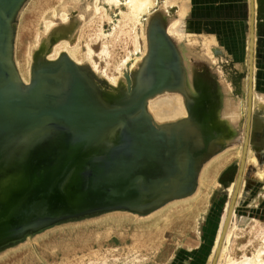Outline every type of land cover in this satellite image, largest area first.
<instances>
[{"label": "water", "instance_id": "water-1", "mask_svg": "<svg viewBox=\"0 0 264 264\" xmlns=\"http://www.w3.org/2000/svg\"><path fill=\"white\" fill-rule=\"evenodd\" d=\"M26 1L0 0V254L61 224L114 211L155 209L193 194L203 166L226 148L224 143L217 144L214 119L219 83L207 64L203 65L206 74L200 77L199 71L191 77L196 97L185 99L188 116L163 124L154 121L148 103L165 92L183 95L184 74L172 56L175 50L162 44V37H152L150 31L147 58L141 66L144 75L134 85L130 74L138 68L126 72L125 83L119 82L123 99L106 107L85 86L79 70L89 69L94 80L106 88L109 84L88 65H76L66 54L34 64L37 70L26 86L14 59L17 17ZM154 15L167 17L159 11ZM254 15L250 0L246 135L235 189L211 264L218 262L246 161L253 101ZM163 27L162 36L172 41ZM58 76L66 78L67 85L53 91V78ZM28 144L22 158L9 157ZM98 145L106 152L99 154ZM80 160H85L82 168ZM23 161L26 178L6 198L2 180L9 179L8 189L14 187L21 177L16 167ZM77 172L81 177L74 188L79 198L70 203L63 186Z\"/></svg>", "mask_w": 264, "mask_h": 264}, {"label": "rangeland", "instance_id": "rangeland-1", "mask_svg": "<svg viewBox=\"0 0 264 264\" xmlns=\"http://www.w3.org/2000/svg\"><path fill=\"white\" fill-rule=\"evenodd\" d=\"M64 1L65 0H27L26 1V3L22 7L17 17L14 59H16V53L21 43H24L26 48L30 49L29 52L31 53V55L32 54H34L35 56L38 55V52L40 50V46L38 45H42L40 44L41 43L40 41L44 39L42 37L47 38L49 36L47 34H52V32H54V30L57 29L58 27L62 28L63 23L64 25H66V23L62 21V17H61V14L63 12L60 11V7ZM87 1L88 0H85V2H83V8L84 9L86 8L85 10L87 13L86 12L84 13L81 10H79L80 12H74V10L77 11L78 9L77 6L74 7L75 9L72 8L73 6H70L71 8L69 9L70 11L65 12V15L67 14L69 17V20L75 19V17L77 19L80 17L81 14L83 16L84 24H82V27H80V31L82 32L80 31L78 32L79 38L75 46L76 48L75 50L79 52V54H77V59L79 57L78 62L80 65L82 64V65L90 66L89 68L91 71H92L91 64L94 62L97 65L98 72L97 73L93 71L92 72L98 78L103 79L106 82L107 80L104 79L102 76L105 74V72H107V74L110 75V77L112 76V77L118 78V83L116 87H111L109 85L110 87L106 88V86H104L101 83H98L97 80H94V78L90 75L89 69L82 70L83 73L85 71L88 77H91L94 86L98 87L97 89L101 93L100 94L101 99H103L105 102H108V101L110 102L112 100H115L116 97H118L121 100L123 99L121 98L123 95H122V92L120 91L121 84H119V82H122V84L125 83L124 74L126 72L134 71L138 68L137 71L133 75L130 74L131 83L135 85L138 81V76H140L141 71L144 69V67H141V66H143L144 60L147 58L149 49H147V40H146L147 34L143 32V28H146L148 25V22H147L148 17L153 18L154 16L155 21L158 19L160 22H163L164 23L163 25H165V28H167V25H168L167 20L170 19L169 17L171 13L170 9L176 8V11H177V6L174 4L175 6L173 5L172 7L168 9V11H166L165 10L166 8L164 9V7L162 6L165 0H159L158 1L159 5H156L153 8H151L149 13L148 11L144 13L141 19L142 25L137 27V35H138V42H139L138 44L140 45L139 46L140 50L139 52L138 51L136 52L133 49L134 46H133L132 41H130V38L124 35L119 36V34H117L118 31L113 29L115 27H117L116 29H118V26L116 25H118L119 23H123V19L122 20L120 19H121V12L127 11L125 7L122 8V11H120L121 9H119L120 6H115L114 10H111V8L109 7L107 3L99 2L98 3L99 6L105 9V12H104L105 17L103 19H99L96 16L98 13H95V5H96L95 0H90L88 1L89 3ZM38 3L40 4V6ZM41 3L44 5H42ZM78 4L79 5L82 4V1L81 3H78ZM41 5L43 6V8ZM34 7L36 10L34 9ZM158 11L164 13V15L167 16V18L161 17L160 15H159V18H156L154 14ZM106 12L110 14L109 18L106 17ZM175 12L171 14H175ZM110 17L112 18L110 19ZM48 20L52 21L53 26L51 28L52 30H49V32H46L47 27L45 23ZM184 23H185V26L182 29L185 31V33L184 32L183 33L184 34L189 33L190 37L189 36L186 37V35H184L182 38H179V39L178 38L174 39L175 38L174 37L173 40L178 44H180L181 41H183L181 43L183 45L188 44V41L190 42V41L196 40V38L198 41H200L201 37H198L197 34H192L190 32V29H189L190 27H188L190 26L189 16L186 17V19L184 20ZM113 24L115 25L113 26ZM119 25H122V24H119ZM96 26H99L98 29H101L103 33L102 31L101 33L100 31H93L92 28ZM140 28L142 29V31ZM101 34L103 37L101 36ZM103 34H107L108 36L105 37ZM142 35L143 37H141ZM39 37L42 39H40ZM125 37L127 38L126 40H125ZM145 42H146V46H145ZM88 45H89V48L91 47V50H93L92 51L93 54L90 53V51L88 50L89 49ZM104 47H107V52L104 51L103 49ZM174 47L176 49V52L178 53V58H179V56H181L182 54V51L179 48V46L178 47L175 46V43H174ZM214 48L215 47H213L209 51L210 53L206 54V52L203 51V48L200 44H197V46L194 47V50H196L195 52L196 53L198 52V53L195 54L194 57H191L192 59L191 62L193 64V72L197 73L201 71V73L199 72L200 73L199 76L202 77V73L206 74V71L203 69V65L207 64L209 73L213 75L216 82L219 83V85L217 86V91L215 92V95L218 100V104H219L218 108H219L220 113L216 114L217 116L214 119V126L221 125L222 127H225L226 129L230 128L231 130L235 132L234 133L235 139L227 143L225 149L226 151L228 149L229 150L235 149V152H236L235 154H238L239 147H240L239 143L241 141L240 137H241L242 131L245 130L244 127L246 125V123L244 122V114H243L244 109L243 108L245 107V101H246L247 68L246 67H242L241 69L230 68L229 66L230 64L226 63L223 60V58H220L222 56H218ZM53 51L54 50L50 51L51 54L47 55V53L49 52L48 51L46 52L45 55L50 57L54 53ZM87 52H89V56H91L90 58ZM209 55H211L212 57ZM47 56H44L43 58L45 57L48 58ZM128 57L130 58L131 62H129V64L125 67L124 63L122 62H124V60L127 59ZM134 58L136 60L138 59V61L135 62V65L132 67V61L134 60ZM91 59L93 60V62ZM210 59L211 61H209ZM213 59L215 60L213 61ZM179 61H181L180 68L183 71L182 57L179 58ZM137 65L140 66V68ZM116 66H119V67H116ZM121 70H123V74L120 73ZM203 77L205 76L203 75ZM256 92L258 94V97L264 101V70L262 71V74L260 75L259 83L256 86ZM165 93L157 95V96L160 97L161 95H165ZM168 93L170 92H167L166 94ZM172 94H176V93H172ZM157 96L150 99L148 103V110L150 114L152 115L155 122H156V119L154 118L153 112L150 109V104L152 103V101H156V99L158 98ZM258 104L260 106H256L255 109H251L252 126H251V134H250L251 138L249 141L251 156L248 159L249 161L246 167V173H245L246 181L244 180V187H243L244 189L242 190L243 192H242V195L240 196L238 207H237V210H236V213L233 219V223H232V227L235 226L231 228V238H232L231 242L232 243L230 242L231 247L229 248V252L226 253V255L222 258L223 260H221L220 264H228V261H229V264L230 262L231 264H235V262L236 264L237 262H239V264L240 263L242 264L244 262L243 261L244 259L245 260H248L247 258L251 259L253 257V254L256 253L257 251L255 250L256 248L251 246L248 242L251 236L249 235V233L247 234L245 232V230L243 229L244 226L241 227L244 221H248V223H254L258 226L257 236H259L260 233L263 234L262 232H264V176H263L264 175L263 173L264 171V102L263 104L261 103L262 105L260 103ZM231 114L234 115V117L237 115L238 116L236 118L232 117L233 118V121H232V119H230ZM187 116L188 114H186V117ZM222 116L224 118L226 116L227 120H224ZM186 117H183V118H186ZM183 118H180V119H183ZM165 123H168V122H165ZM230 124H234V125H230ZM238 159H239L238 155L236 156L234 155L233 160L226 166L227 168L225 167L226 169L223 168L222 170L219 171L215 179L216 181L215 184L210 188V191L208 194V202L201 208L200 213L196 215V219L193 222L191 221L186 231H184V229H180L181 226L178 227L177 229H176L177 226L172 227V225H170V222L168 221L169 219L167 221L165 220L166 217H163L159 222L154 223L153 219L154 217H156V215L147 217L146 219L144 218L137 219L131 214L121 213V212H116V213L111 212L107 214H102L101 217L95 216L92 218H87V219L76 221V222L61 224V225H58L59 227L55 226L40 234H37L31 239H28L29 241L26 240L20 245L14 248H10L9 250L5 251L6 253L5 252L1 253L0 256L2 257H0V264H42V263L44 264V262L45 264H47L48 262H49L48 264H55V263L56 264H62V263L66 264L67 262H70L67 264H74V262H76L77 264L79 263L80 264H84V263L85 264H88V263L89 264H103V263L105 264H108V263L109 264H122V263L123 264H129V263L134 264L135 263L134 260H136L135 264H138V263L139 264H181V262H183L187 257H190L191 254L195 256L196 262L194 264H206L211 254L212 247L215 241V237L217 235V231L219 230L223 215L225 214L226 204L228 203V200L230 198L229 188L232 185V183L235 181V178L237 175L238 166H239ZM260 176H262V179H260ZM188 197L189 198L192 197V194ZM174 201L175 200L168 201L162 207H165V205H168V204L170 205V203ZM151 222H153V224H151L150 226H147V224ZM131 223L133 224V226ZM157 228L159 229L157 230ZM207 233L209 234L208 237H209L210 242L207 241L209 243V246L206 247L205 249L206 252L196 253V251H199L201 247L204 244H206L204 238L207 235ZM37 236L38 237L40 236L39 238L41 239V241ZM24 244L26 245L24 246ZM39 245L42 246L43 248H41ZM53 247H55L56 249ZM196 248L198 249L195 250ZM52 249L54 250L51 251ZM106 249L109 251H107ZM111 252L112 254L110 255ZM5 254H6V258H9L11 262H6V263L3 262L6 259ZM19 254H22L21 255L22 258H20ZM129 255L132 257H130ZM127 256L129 258H127ZM99 259H100V262H99ZM118 259L120 261H118ZM82 260L84 261V263ZM231 260L234 261V263ZM241 260L242 262H240Z\"/></svg>", "mask_w": 264, "mask_h": 264}, {"label": "bare ground", "instance_id": "bare-ground-1", "mask_svg": "<svg viewBox=\"0 0 264 264\" xmlns=\"http://www.w3.org/2000/svg\"><path fill=\"white\" fill-rule=\"evenodd\" d=\"M82 1V4H78V3H81ZM90 1V0H88ZM87 1V2H88ZM157 1V2H156ZM159 0H95L96 2V5H95V13H98L96 16L97 18L99 19H103L105 17V9L103 7H100L99 6V2H102V3H107L109 5V7L111 8V10H114V7L115 6H120L119 9H121L120 11H122V8L125 7V9L127 11H123L121 12V19H123V23H119V24H122V25H116L118 26V29H116L117 27L113 28L114 30H117V34H119V36H127L130 38V41H132L133 43V46H134V50L137 52H139V42H138V35H137V27L138 26H141L142 23H141V19H142V16L144 15L145 12L150 11L151 8H153L154 6L156 5H159L158 3ZM248 1V4H249V9H250V0H247ZM61 2V1H60ZM83 2H85V0H65L63 2V4L61 5L60 7V11L63 12L61 14V17H62V21L66 23V25H62V28H57L54 30V32H52V34H47L49 35L47 38L46 37H42L40 39H42L40 42V44L42 45H38L40 46V50L38 52V55H34L29 52L30 49H27L26 46L24 45V43H21L17 53H16V59H15V63H16V67H17V70H18V73L22 79V82L23 84H25L26 86L29 85L31 83V77H32V73H35V71L37 70V68H35L34 66L36 64H38V62L40 61H43V57L44 56H47L45 55L46 52L48 51H52L54 50L52 53V55L49 57L47 56L48 60L50 61H55L57 60L62 54H66L68 55V57L74 61L76 63V65H80L79 62H78V59H77V54H79V52H77L75 49V46L78 42V32L80 31V27H82V24L83 23V16L82 14L80 15L79 18L76 19H70L69 20V17L68 15L66 14L65 15V12H69L71 9L70 6H73L72 8L74 7H78L77 11L74 10V12H80L79 10H81L82 12H86V8L84 9L83 8ZM254 2V10H255V32H254V64H253V77H254V81H253V91H252V97H253V101H252V107L251 109H255L256 106H260L258 103H262L263 104V100L261 98L258 97V94L256 92V42H257V24H256V17H257V0H253ZM52 3V2H51ZM89 3V2H88ZM39 4V3H38ZM42 4V3H41ZM176 5L177 6V11L175 12V14H171L170 13V19L167 20L168 21V25H167V34L168 36H170V38L172 39V41H169V38H166L164 36H162V32H163V27L162 25L164 24L163 22H160L158 19L155 21V19L150 23L151 19L150 17H148V25L146 28H143V32H145L147 35H146V40H147V49H149V44H148V33L149 31L152 32V37H156L157 39L159 37H162V40L164 42H162V44L166 43L167 45L171 46L175 51L172 52V56L178 60L177 63L179 62V65H178V71L182 70L180 68V62L179 61V58L182 57V63H183V77H184V88H183V92L184 94L181 96L179 94H172V93H168L165 95H161L160 97H158L156 99V101H152V103L150 104V109L151 111L153 112V115H154V118L156 119V123H159V124H163L165 122H174V121H177L179 120L180 118H183V117H186V114H187V111H186V108H185V99L187 101L189 100H194V98L196 97L195 96V91L194 89L192 88V84H191V77H193V64L191 62V57H194L195 54H197L194 50V47L197 46V44H200L203 48V51L207 53H210L209 51L214 47V44H215V40L214 38L212 37H203V38H200L201 40L198 41L197 38L196 40H193V41H188V44L186 45H183L181 44L183 41H181L180 44L176 43L175 41L173 42V38L176 39V38H182L184 35H186V37H190V34H184L185 31L182 29L184 28L185 26V23H184V20L186 19V17L188 16L189 12H190V0H165L163 2V7L166 11H168V9L170 7H172L173 5ZM44 5V4H42ZM41 5V6H42ZM49 5V4H48ZM69 5V6H68ZM174 5V6H175ZM40 6V4H39ZM47 6V5H46ZM49 7V6H48ZM46 7V8H48ZM41 8V7H39ZM43 8V6H42ZM45 8V9H46ZM117 8V7H116ZM35 9V7H34ZM44 9V10H45ZM59 9V7H58ZM57 9V10H58ZM75 9V8H74ZM36 10V9H35ZM47 10V9H46ZM45 10V11H46ZM90 10V9H89ZM117 10V9H116ZM35 12V11H34ZM41 12V11H40ZM51 12V11H50ZM56 12V11H55ZM193 12V11H192ZM49 13V12H48ZM87 13V12H86ZM89 13V12H88ZM94 13V15H95ZM198 13V12H196ZM36 14V13H35ZM47 14V13H46ZM112 14V12H111ZM193 14V13H192ZM39 15V14H38ZM45 15V14H44ZM91 15V14H90ZM114 15V14H113ZM195 15V14H194ZM248 15V14H247ZM50 16V15H48ZM110 14L106 12V17L109 18ZM112 16V15H111ZM115 16V15H114ZM45 17V16H43ZM42 17V19H43ZM113 17V16H112ZM110 17V19L112 18ZM89 18V17H88ZM92 18V17H91ZM167 18V17H166ZM93 19V18H92ZM198 19V18H197ZM246 19V18H245ZM114 21V20H113ZM111 21V22H113ZM119 21V20H118ZM85 22V21H84ZM92 22V21H91ZM102 22V21H101ZM109 22V21H108ZM218 22V21H217ZM86 23V22H85ZM184 23V24H183ZM89 24V22H88ZM151 24V25H150ZM221 24V23H220ZM46 27H47V30L46 32H49V30H52V21L48 20L46 23H45ZM115 24H113L114 26ZM150 25V27H149ZM61 26V25H60ZM222 26V25H221ZM56 27V26H55ZM85 27V26H84ZM99 26H96L94 28H92L93 31H100L101 33V29H98ZM190 27V26H188ZM220 27V26H219ZM218 27V28H219ZM142 28V27H141ZM140 28V29H141ZM186 28V27H185ZM222 28V27H221ZM227 28V27H226ZM229 28V27H228ZM46 29V28H44ZM190 29V28H189ZM233 29V28H232ZM240 29V28H239ZM88 30V29H87ZM188 30V29H186ZM247 30V29H246ZM142 31V29H141ZM223 31V30H222ZM233 31V30H232ZM82 32V31H80ZM114 32V31H113ZM184 32V33H183ZM262 32V31H261ZM103 33V31H102ZM98 34V33H97ZM109 34V33H108ZM141 34V33H140ZM217 34V33H216ZM80 35V34H79ZM105 37L108 36L107 34H103ZM229 35V34H228ZM248 42H247V56L246 58L248 59L246 62H247V72H248V61H249V48H250V16H249V20H248ZM38 36V35H37ZM44 36V35H43ZM99 36V35H98ZM102 36V34H101ZM111 36V35H110ZM123 36V37H124ZM192 36V35H191ZM194 36V35H193ZM92 37V36H91ZM103 37V36H102ZM143 37V35L141 36ZM195 37V36H194ZM199 37V36H198ZM241 37V36H240ZM36 38V37H35ZM46 38V39H45ZM81 38V37H80ZM100 38V37H99ZM114 38V37H113ZM192 38V37H191ZM226 38V37H225ZM39 39V40H40ZM127 38L125 37V40ZM153 39V38H152ZM168 39V40H167ZM186 39V38H185ZM38 40V41H39ZM109 40V39H108ZM124 40V41H125ZM129 40V39H128ZM235 40V39H234ZM240 40V39H239ZM34 41V40H33ZM37 41V42H38ZM105 41V40H104ZM129 41V42H130ZM145 41V39H144ZM80 42V41H79ZM91 43V42H90ZM103 43V42H102ZM174 43H175V46H179V48L181 49L182 51V54L181 56H179L178 58V53L176 52V49L174 47ZM227 43V42H226ZM225 43V44H226ZM246 43V42H245ZM118 44V43H117ZM122 44V43H121ZM30 45V44H29ZM124 45V44H123ZM229 45V44H228ZM234 45V44H233ZM238 45V44H237ZM78 46V45H77ZM104 46V45H103ZM111 46V45H110ZM145 46H146V42H145ZM30 47V46H29ZM87 47V46H86ZM38 48V47H37ZM80 48V47H79ZM77 48V49H79ZM88 48H89V45H88ZM127 48V46H126ZM197 48V47H196ZM228 48V47H227ZM233 48V47H232ZM258 48V47H257ZM105 52H107V47H104L103 48ZM205 49V50H204ZM235 49V48H234ZM38 50V49H37ZM90 51V53L93 54V50H91V47L88 49ZM125 50V48H124ZM129 51V50H128ZM180 51V53H181ZM198 51V50H197ZM227 51V49H226ZM36 52V51H35ZM62 52V53H60ZM200 52V51H199ZM88 53V56H89V52ZM212 53V52H211ZM51 54V53H50ZM103 54V52H102ZM130 54V53H129ZM133 54V53H132ZM204 54V53H203ZM202 54V55H203ZM220 54V52H219ZM180 55V54H179ZM229 55V54H228ZM127 56V55H126ZM211 56V55H209ZM213 56V54H212ZM211 56V57H212ZM238 56V55H237ZM91 56H89L90 58ZM107 57V56H106ZM109 57V56H108ZM202 57V56H201ZM259 57V56H258ZM263 57V56H262ZM88 58V57H87ZM125 58V57H124ZM129 58V57H128ZM123 59L124 62V66L126 67L130 61V58L129 59ZM205 58V57H204ZM221 58V57H220ZM93 59V58H92ZM91 59V60H92ZM141 59V58H140ZM199 59V58H198ZM206 59V58H205ZM212 59V58H211ZM211 59L209 61H211ZM263 59V58H262ZM17 60V61H16ZM133 60V59H132ZM208 60V59H207ZM206 60V61H207ZM215 59H213L214 61ZM246 60V59H245ZM138 59L136 60L134 58V60L132 61V67L135 65V62H137ZM93 62V60H92ZM118 63V62H117ZM181 63V64H182ZM214 63V62H212ZM237 63V62H236ZM35 64V65H34ZM119 64V63H118ZM121 64V63H120ZM139 64V63H138ZM216 64V63H215ZM245 64V63H244ZM82 65V64H81ZM123 65V64H122ZM261 65V64H260ZM64 68H62V70L65 72L66 68L64 65H62ZM123 66V67H124ZM138 66V65H137ZM90 67V66H89ZM116 67H119V66H116ZM131 67V68H132ZM139 67V66H138ZM81 68V67H79ZM91 69L93 72H98V68H97V65L93 62L91 64ZM129 69V68H128ZM133 69V68H132ZM142 69V68H141ZM79 70V69H78ZM82 68L79 70L80 73H78L80 76H81V80H83V83L85 84V86L93 93L95 99L97 100V102L99 104H101L103 107H106L110 104H112L115 100L119 101L120 99L118 97L115 98V100H112V101H108V102H105L103 99L100 98V92L98 91V87H95L94 84H93V81L91 79V77H88V75H86L85 71L84 73L82 72ZM117 70V69H116ZM120 70V69H119ZM131 70V69H130ZM115 71V70H114ZM144 69L141 71L140 73V76L141 75H144ZM259 71V70H258ZM220 72V71H219ZM77 73L74 71V74L76 76ZM123 74V70H121V72ZM175 73H179V72H175ZM104 79L107 80V82L109 83V85L111 87H116L117 83H118V78L116 77H110V75L107 74V72H105L104 75H102ZM138 76V77H140ZM55 80L56 83L53 84V86L51 87V90L53 91H56L58 90V88H63L64 86L66 87L67 85V81H66V78H62L61 76H58L57 78H53ZM58 79V80H57ZM247 79H248V76H247ZM246 79V81H248ZM47 80V78L45 79ZM245 80V79H244ZM258 80V79H257ZM172 81V80H171ZM47 82H43V85L45 87H48V84H46ZM248 83V82H247ZM46 84V85H45ZM99 86V85H98ZM228 91V90H227ZM102 92V90H101ZM245 93V92H244ZM247 94H248V84L246 86V101H245V107L243 108L244 111H243V114H244V122L246 123V113H247ZM109 96V95H108ZM112 98V97H110ZM122 98V97H121ZM217 99V97H216ZM258 99V100H257ZM215 107H216V110H215V113L216 114H219V104H218V100L215 102ZM241 104V103H240ZM261 104V105H262ZM242 105V104H241ZM232 106V105H231ZM230 110V109H229ZM241 110V109H240ZM223 111V110H222ZM232 112V111H231ZM240 112V111H239ZM214 113V114H215ZM226 114V113H225ZM230 114V113H229ZM238 116V115H237ZM237 116L234 117V115H230V119H232L233 121V118H236ZM223 117V116H222ZM233 117V118H232ZM224 118V117H223ZM224 120H227L226 116L224 118ZM241 120V119H240ZM239 120V121H240ZM238 121V120H237ZM239 123V122H238ZM236 124V123H234ZM234 124H230V125H234ZM251 121H250V128H249V133H248V144H247V152H246V158H245V163H244V170H243V175H242V180H241V184H240V189L238 190V197L235 201V204H234V212L232 214V218L230 220V224H229V227H228V230H227V233H226V237L224 239V242L222 244V249H221V252H220V256H219V259H218V262L217 264H220L221 263V260H223L222 258L226 255V253L229 252V248L231 247L230 245V242H231V228L235 227L233 226L232 227V223H233V219H234V216H235V213H236V210H237V207H238V203H239V200H240V196L242 195V190L244 189V180H245V173H246V167L248 165V159L249 157L251 156V150H250V147H249V141H250V138H251ZM215 129L217 130V134H218V145H222L223 143L224 144H227L231 141H233L235 139V135H234V131L231 130L230 128H225V127H222L221 125H216L215 126ZM244 131H242V134H241V141H240V147H239V153L238 154H235V149L233 150H227L226 149L222 150L221 152H219L216 156H214L210 161H208L202 168L201 172H200V177H199V183H198V186H197V189L195 190V194H192V197H184V198H181V199H178V200H175L174 202L170 203V205H165V207H162L163 205H161V207H158L156 206V208H151V209H146L141 211V212H138V211H114L115 213L116 212H121V213H127V214H131L132 216L136 217L137 219L138 218H141V219H146L147 217H150V216H155L154 219H153V222L156 223V222H159L163 217H166V221L168 220L170 222V225H172V227H176V229L178 227L181 226L180 229H184V231H186L188 229V226L190 225L191 221L193 222L195 219H196V215L200 213L201 211V208L208 202V194H209V191H210V188L215 184V179L219 173L220 170H222L223 168H225L232 160H233V156L235 155H238L239 157V166H240V160H241V155H242V146L244 144V140H245V135H246V125L244 127ZM219 131V133H218ZM233 131V132H232ZM103 146L101 145H98L96 148L97 150H100L99 151V154H102L104 152H106V150H104V148L102 149ZM237 148V147H236ZM28 149H29V144L28 146H19L17 148V151L15 150V152L13 154H11L9 157H15L16 159H19V158H22L23 154H26V152H28ZM104 151V152H103ZM83 161L85 160H80L79 163H80V167L82 168L83 165H85V163H82ZM25 161H23V163H21L19 165V167H16L18 168L17 172H18V175H20V179L19 181L14 185V187H11L10 189H8L9 187V179H4L2 180V184H5L4 186V195H6V198L8 197V195H10L13 191H15V187L16 185H20L21 183V180L24 178H26V173L23 172V167L25 165ZM237 166V165H236ZM238 166V168H239ZM227 168V167H226ZM225 168V169H226ZM229 169V168H228ZM80 171V170H79ZM263 171V170H262ZM260 172V171H259ZM221 173V172H220ZM238 173V171H237ZM264 173V171H263ZM28 176H29V172H27ZM78 174V175H77ZM80 174L79 172L77 173H74L71 177L73 180H70L68 181L66 184H64V190H65V193H66V197L68 199V201L70 203H72V201H74V199H77L79 198L77 195H78V192L77 190H75V185L80 181ZM259 174V173H258ZM256 174V175H258ZM75 175H77V177H75ZM74 176V177H73ZM237 176V175H236ZM264 176V175H263ZM259 177V176H258ZM236 179V178H235ZM260 179H262V176H260ZM218 180V179H217ZM256 180V178H255ZM246 181V180H245ZM263 183V182H262ZM231 184V183H230ZM220 185V184H219ZM235 185H236V181H234L232 183V185L230 186L229 188V193H230V198L228 200V203L226 204V207H225V214L223 215V218H222V221L220 223V227H219V230L217 231V235L215 237V241H214V244H213V247H212V251H211V254L209 256V259L207 261L206 264H211L212 263V260L214 258V254L216 252V249L218 247V244H219V241H220V237H221V234H222V228H223V225H224V222H225V218H226V215H227V212H228V209H229V206H230V202H231V198H232V195H233V192H234V189H235ZM228 191V190H227ZM2 192V191H1ZM229 196V195H228ZM6 201V199H5ZM172 204V205H171ZM146 205V204H145ZM148 206V205H146ZM167 206V208H166ZM111 213V212H109ZM141 213V214H140ZM160 213V214H158ZM107 214V213H106ZM126 214V215H127ZM101 217V215H99ZM103 217V216H102ZM95 220V219H94ZM87 221V220H86ZM244 221V220H243ZM83 222V221H82ZM94 222V221H93ZM153 222L147 224V226H150L151 224H153ZM220 222V221H219ZM112 223V222H111ZM110 223V224H111ZM164 223V222H162ZM161 223V224H162ZM166 223V222H165ZM88 224V222H87ZM116 224V223H115ZM129 224V223H127ZM132 224V223H131ZM130 224V225H131ZM102 225V224H101ZM113 225V224H112ZM259 225V223H258ZM63 226V225H62ZM99 226V225H98ZM106 226V225H105ZM104 226V227H105ZM122 226V225H121ZM133 226V224H132ZM141 226V225H140ZM164 226V224H163ZM244 226V227H243ZM59 227V226H58ZM95 227V226H94ZM101 227V226H100ZM115 227V226H114ZM120 227V226H119ZM118 227V228H119ZM154 227V226H153ZM241 227H243V229L245 230V232L251 236L249 238V244L251 246H253L254 248H256L255 250L256 253L253 254V257L251 259L247 258L248 260H243L244 262L242 264H264V232H262L263 234L260 233L259 236H257V233H258V226L254 223H248V221H244L243 224L241 225ZM99 228V227H98ZM110 228V227H109ZM133 228V227H132ZM141 228V227H140ZM150 228V227H149ZM63 229V228H62ZM112 229V227H111ZM138 229V228H137ZM151 229V228H150ZM159 228H157L158 230ZM58 230V229H57ZM80 230V229H79ZM84 230V229H83ZM100 230V229H99ZM164 231V230H163ZM67 232V230H66ZM74 232V231H73ZM76 232V231H75ZM88 232V231H87ZM90 232V231H89ZM109 232V231H108ZM142 232V231H141ZM72 233V232H71ZM93 233V232H92ZM91 233V234H92ZM103 233V232H102ZM117 233V232H116ZM100 234V232H99ZM112 234V233H111ZM118 234V233H117ZM115 234V235H117ZM71 235V234H70ZM76 235V234H75ZM95 235V234H94ZM104 235V234H103ZM108 235V234H107ZM110 235V234H109ZM114 235V234H113ZM50 236V235H49ZM77 236V235H76ZM106 236V235H105ZM123 236V234H122ZM38 237V236H37ZM40 237V236H39ZM38 237V238H39ZM42 237V236H41ZM44 237V235H43ZM48 237V236H47ZM83 237V236H82ZM99 237V236H98ZM114 237V236H113ZM36 238V237H35ZM84 238V237H83ZM118 238V237H117ZM31 239V238H30ZM40 239V238H39ZM45 239V238H43ZM49 240V239H48ZM53 240V239H52ZM84 240V239H83ZM87 240V239H86ZM122 240V238H121ZM120 240V241H121ZM127 240V239H126ZM29 241V240H28ZM41 241V239H40ZM62 241V240H61ZM111 241V240H110ZM70 242V241H69ZM73 242V241H72ZM47 243V242H46ZM49 243V241H48ZM124 243V242H123ZM126 243V242H125ZM232 243V242H231ZM21 244V243H20ZM19 244V245H20ZM34 244V243H33ZM36 244V242H35ZM39 244V243H38ZM85 244V243H84ZM26 244H24L25 246ZM41 245V243H40ZM39 245V246H40ZM44 245V243H43ZM47 245V244H46ZM137 245V244H136ZM23 246V245H22ZM21 246V247H22ZM23 246V247H24ZM38 246V245H37ZM48 246V245H47ZM109 246V245H108ZM41 248H43L42 246H40ZM45 247V245H44ZM66 247V246H65ZM20 248V247H19ZM52 248V247H51ZM50 248V249H51ZM55 248V247H53ZM78 248V247H77ZM76 248V249H77ZM80 248V247H79ZM87 248V247H86ZM106 248V247H105ZM56 249V248H55ZM102 249V247H101ZM104 249V248H103ZM131 249V248H130ZM134 249V248H133ZM23 250V249H22ZM54 249H52L51 251H53ZM79 250V249H78ZM95 250V249H94ZM105 250V249H104ZM107 250V249H106ZM228 250V251H227ZM7 251V250H6ZM11 251V250H10ZM9 251V252H10ZM18 251V250H17ZM21 251V250H20ZM28 251V250H27ZM77 251V250H75ZM96 251V250H95ZM103 251V250H102ZM109 251V250H107ZM124 251V250H123ZM14 252V251H13ZM19 252V251H18ZM29 252V251H28ZM73 252V251H72ZM97 252V251H96ZM129 252V251H128ZM132 252V251H131ZM141 252V251H140ZM6 253V252H5ZM15 254V253H14ZM13 254V255H14ZM23 254V253H22ZM22 254H19L20 258ZM97 254V253H96ZM103 254V253H102ZM112 254V252L110 253V255ZM128 254V253H126ZM80 255V254H79ZM78 255V256H79ZM98 255V254H97ZM133 255V254H132ZM228 255V254H227ZM4 256V255H3ZM9 256V255H8ZM7 256V257H8ZM11 256V255H10ZM102 256V255H101ZM104 256V255H103ZM107 256V255H106ZM130 256V255H129ZM2 257V256H0ZM24 257V256H23ZM61 257V256H60ZM76 257V256H75ZM89 257V255H88ZM108 257V256H107ZM106 257V258H107ZM114 257V256H113ZM132 257V256H130ZM5 258H6V254H5ZM4 258V259H5ZM30 258V257H29ZM64 258V257H62ZM69 258V257H68ZM99 258V257H98ZM102 258V257H100ZM118 258V257H117ZM127 258H129L127 256ZM138 258V257H137ZM226 258V257H225ZM2 259V258H1ZM83 259V258H81ZM90 259V258H89ZM95 259V258H94ZM111 259V258H110ZM121 259V258H120ZM132 259V258H131ZM142 259V258H141ZM229 259V258H228ZM26 260V259H25ZM60 260V259H59ZM69 260V259H68ZM73 260V259H72ZM75 260V259H74ZM91 260V259H90ZM116 260V259H115ZM138 260V259H137ZM143 260V259H142ZM230 260V259H229ZM236 260V259H235ZM83 261V260H82ZM89 261V260H88ZM96 261V260H95ZM98 261V260H97ZM107 261V260H106ZM105 261V262H106ZM109 261V260H108ZM118 261H120L118 259ZM135 263H136V260H134ZM232 261V260H231ZM4 263L6 262H11V260L9 258H6L4 261ZM29 262V261H28ZM74 262V261H73ZM80 262V261H79ZM93 262V261H92ZM91 262V263H92ZM99 262H100V259H99ZM104 262V261H103ZM123 262V261H122ZM127 262V261H126ZM131 262V261H130ZM143 262V261H142ZM234 263V261H232ZM242 262V260L240 261ZM26 263V262H25ZM49 263V262H48ZM47 263V264H48ZM55 263V262H54ZM67 263H70V262H67ZM66 263V264H67ZM84 263V261H83ZM97 263V262H96ZM107 263V262H106ZM113 263V262H112ZM128 263V262H127ZM134 263V264H135ZM43 264V263H42ZM45 264V262H44ZM56 264V263H55ZM63 264V263H62ZM74 264H77L76 262H74ZM80 264V263H79ZM85 264V263H84ZM89 264V263H88ZM105 264V263H103ZM109 264V263H108ZM123 264V263H122ZM130 264V263H129ZM139 264V263H138ZM228 264H229V261H228ZM231 264V262H230ZM236 264V262H235ZM237 264H239V262H237ZM241 264V263H240Z\"/></svg>", "mask_w": 264, "mask_h": 264}, {"label": "crops", "instance_id": "crops-1", "mask_svg": "<svg viewBox=\"0 0 264 264\" xmlns=\"http://www.w3.org/2000/svg\"><path fill=\"white\" fill-rule=\"evenodd\" d=\"M188 16L190 19V32L192 34H197V36L201 38H214V50L217 52L218 56H222L221 58H223L226 63L230 64V68H247L246 61L248 59L246 56L248 35L246 34H248L249 20V4L247 0H190V12ZM256 24L257 86L260 75L264 70V0H257ZM197 249L198 248L195 250ZM195 262V256L191 254L190 257H187L183 262H181V264H194Z\"/></svg>", "mask_w": 264, "mask_h": 264}, {"label": "trees", "instance_id": "trees-1", "mask_svg": "<svg viewBox=\"0 0 264 264\" xmlns=\"http://www.w3.org/2000/svg\"><path fill=\"white\" fill-rule=\"evenodd\" d=\"M208 233H207V235L205 236V242H206V244H204L202 247H201V249L199 250V251H197V253H200V252H206V247H208L209 246V243L208 242H210L209 241V237H208ZM204 237V236H203ZM208 241V242H207ZM208 243V244H207Z\"/></svg>", "mask_w": 264, "mask_h": 264}]
</instances>
